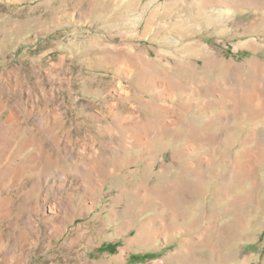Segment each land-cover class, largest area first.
Returning <instances> with one entry per match:
<instances>
[{"label":"rangeland","instance_id":"1","mask_svg":"<svg viewBox=\"0 0 264 264\" xmlns=\"http://www.w3.org/2000/svg\"><path fill=\"white\" fill-rule=\"evenodd\" d=\"M108 2L0 0V264H264V8Z\"/></svg>","mask_w":264,"mask_h":264},{"label":"crops","instance_id":"2","mask_svg":"<svg viewBox=\"0 0 264 264\" xmlns=\"http://www.w3.org/2000/svg\"><path fill=\"white\" fill-rule=\"evenodd\" d=\"M108 1H109L108 2L109 5L107 8L108 12L106 11L105 13H107L109 15L110 20L114 19L115 29L117 28L118 31H120L123 29L122 18H124V12L126 10H128L127 12L131 11L133 5H124V0H108ZM156 1L157 0H138V2H140V3L144 2L143 4H145V5L144 6L140 5V6L136 7L135 11L137 10L136 12L138 13V15H136L137 19H142V20L146 19V21L150 20V18L152 19L153 12L155 11L154 8H155V2ZM130 3L133 4L134 1H132ZM124 9H125V11H124ZM138 10L140 11V14H139ZM141 12H143V14ZM139 24H140V22H139ZM154 36H155V34L151 33V31H150L146 37H150V39H152Z\"/></svg>","mask_w":264,"mask_h":264},{"label":"bare ground","instance_id":"3","mask_svg":"<svg viewBox=\"0 0 264 264\" xmlns=\"http://www.w3.org/2000/svg\"><path fill=\"white\" fill-rule=\"evenodd\" d=\"M250 1H252V2H250V3H255V5H253L254 7H256V10H257V12H260V10H262L263 8H264V4H263V1L262 0H250ZM116 2V1H115ZM119 2V1H118ZM249 7L250 6H252V4L251 5H248ZM212 13V12H211ZM210 14V13H209ZM215 14V13H214ZM259 14V13H258ZM155 15H156V10L153 12V16L152 17H155ZM201 15V14H200ZM206 15V14H205ZM216 15V14H215ZM214 15V16H215ZM260 15H261V13H260ZM206 16H209V15H206ZM206 16H205V18H206ZM218 16V15H217ZM213 17V16H212ZM199 18V17H198ZM199 19H201V18H199ZM198 19V20H199ZM204 19V18H203ZM263 21H264V16H263V18H261ZM192 20H194V19H192ZM210 20V19H209ZM206 22H208V21H206ZM186 23V22H185ZM190 23V22H189ZM204 23V22H203ZM190 25V24H189ZM188 24H184V25H182L183 27H185V26H187V28H194V27H190ZM196 25V24H195ZM173 26V25H172ZM174 26H176L175 24H174ZM179 27V26H178ZM181 27V26H180ZM166 29V28H165ZM193 31V30H192ZM196 31V30H195ZM188 50H190V51H193L194 52V50H195V48H188ZM174 137V136H173ZM140 232H142V231H140ZM139 233V232H138ZM138 239H139V237H138ZM134 243V242H133Z\"/></svg>","mask_w":264,"mask_h":264}]
</instances>
